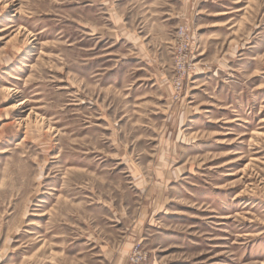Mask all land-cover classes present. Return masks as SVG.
<instances>
[{
	"label": "rangeland",
	"instance_id": "374dc122",
	"mask_svg": "<svg viewBox=\"0 0 264 264\" xmlns=\"http://www.w3.org/2000/svg\"><path fill=\"white\" fill-rule=\"evenodd\" d=\"M0 264H264V0H0Z\"/></svg>",
	"mask_w": 264,
	"mask_h": 264
},
{
	"label": "bare ground",
	"instance_id": "6f19581e",
	"mask_svg": "<svg viewBox=\"0 0 264 264\" xmlns=\"http://www.w3.org/2000/svg\"><path fill=\"white\" fill-rule=\"evenodd\" d=\"M26 104V101H21L19 103H16L15 105H12L10 107H8V109H19L21 107H23Z\"/></svg>",
	"mask_w": 264,
	"mask_h": 264
}]
</instances>
